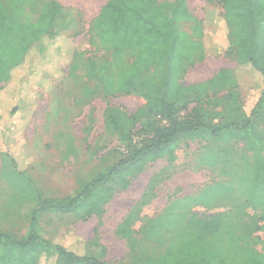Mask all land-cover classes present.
Instances as JSON below:
<instances>
[{
  "label": "trees",
  "instance_id": "16d2710c",
  "mask_svg": "<svg viewBox=\"0 0 264 264\" xmlns=\"http://www.w3.org/2000/svg\"><path fill=\"white\" fill-rule=\"evenodd\" d=\"M29 1L0 0V123L3 128L0 155L9 157L20 174L32 163L30 150L18 140L28 118L25 108L31 92L27 83L16 89L12 81L26 72L28 55L35 48H42L45 57L60 68L58 23L67 26L79 23L75 17L68 22L67 9L56 0L45 1L36 21L26 20ZM176 3L169 7L158 0H109L91 21L89 45L109 56L102 67L105 96L128 95L139 86V78L158 65L161 53L167 62L165 81L157 85L154 78L140 86L138 94L146 106L134 115L129 116L120 107H108L104 111L106 130L120 133V141L127 147L124 157L88 183L76 197L41 200L32 212L31 228L25 238L0 233V264H109L105 247L97 242L90 244L88 253L84 241L80 249L72 250L55 238L42 237L36 226L37 216L72 213L79 220L101 216L114 198V179L127 189L131 179L141 174L148 164L162 158L174 161L178 142L183 137L202 130L213 138H220L231 129L245 132L262 114L264 0H222L221 12L210 6L207 18L196 22L192 35L176 26L190 18L185 0H176ZM216 16L224 20L227 38L217 30L209 31L217 23ZM225 48L236 49L235 71L221 69L212 79L194 85L179 82L187 65L203 62ZM70 56L69 75L73 76L80 68L82 52L75 48ZM259 83L263 85L262 92L248 94L246 103L243 89ZM42 84L44 89L50 86L46 82ZM229 89L232 91L222 111L205 107L206 103L222 101L210 94ZM184 111L188 114L181 116ZM150 116L162 124L154 128L151 138L135 141L132 131L136 122ZM219 117L223 121L216 122ZM260 168L262 180L251 183V188L248 185L250 194L256 188L264 193V162ZM223 186L221 200L230 196L226 190L229 187H225L230 182ZM90 190L96 194L105 192L99 208L90 206L88 199L93 194ZM245 196L229 211L209 217L193 213L186 227L169 240L166 253L148 264H264V250L257 248L261 239L256 235L264 229V202L260 214L248 213L252 195ZM132 218L129 216L124 221L118 230L120 235L133 234ZM101 246L98 253L96 250Z\"/></svg>",
  "mask_w": 264,
  "mask_h": 264
},
{
  "label": "rangeland",
  "instance_id": "374dc122",
  "mask_svg": "<svg viewBox=\"0 0 264 264\" xmlns=\"http://www.w3.org/2000/svg\"><path fill=\"white\" fill-rule=\"evenodd\" d=\"M45 1L30 0L24 19L36 21ZM158 2L169 7L177 4L176 0ZM185 2L190 18L178 22L176 26L191 35L196 22L207 18L210 6H215L219 12L222 10V0ZM80 8L82 5L66 12L68 22L75 17L79 23L74 22L69 26L58 23L60 68H56L45 57L42 48H35L28 55L26 72L12 81V87L16 89L22 83H27L31 92L29 105L25 108L28 118L18 140L31 148L32 163L28 170L20 174L9 157L0 155V233L25 238L31 228L32 212L41 200L76 197L88 183L119 162L127 152V147L120 141V133L106 130L104 111L108 107H120L129 116L134 115L146 106L138 94L140 86L149 79L155 78L157 85L165 81L167 62L165 54L161 53L158 65L145 72L139 78V86L128 95L105 96L102 91V67L109 56L95 51L89 45L91 20L79 14L77 10ZM215 19L217 23L212 24L209 31L217 30L220 36L227 38L224 20L219 16ZM75 48L82 52V58L79 60V70L71 76L70 54ZM237 66L236 49L225 48L203 62L187 65L179 82L183 85L198 84L212 79L221 69L235 71ZM42 82L50 86L46 85L44 89ZM262 89L261 83L243 89L244 101L247 103L248 94L260 95ZM231 91L210 94V97L222 101L204 102L205 107L222 111ZM55 100L66 103L55 104ZM71 101L75 105L69 107ZM48 104L56 106L55 113H51L50 107L46 110ZM46 111L49 112L44 117ZM261 113L249 130L239 132L231 129L223 135L224 139L221 138L224 152L229 155L224 160L222 173L216 171L215 157L206 154L207 148H215L220 140L202 130L178 142L174 161L162 158L148 164L141 174L131 179L127 189H123L114 179V198L105 206L101 216L93 215L79 220L72 213L40 214L36 225L39 234L55 238L72 250L80 249L84 241L88 253L90 244L97 242L105 247V259L109 264H148L150 260L166 253L169 240L186 227L193 213L209 217L229 211L243 199V195L246 198L252 195L248 213L260 214L263 210V190L256 188L252 194L248 191L251 183L262 180L260 167L264 162V104ZM187 114L188 111H184L181 116ZM221 121V117L216 120ZM161 124L151 116L138 120L132 131L134 140L139 142L151 138L154 128ZM2 130L0 123V138ZM125 172L124 179L128 177ZM227 181L230 182V186H225L229 187L226 188L230 193L228 198L217 201L211 195L201 194L210 183ZM91 191L93 194L88 199L90 206L99 208L106 194ZM129 216H133L130 227L133 234L130 237L118 233ZM256 235L261 239L257 248L262 251L264 229ZM102 246L96 250L98 253Z\"/></svg>",
  "mask_w": 264,
  "mask_h": 264
},
{
  "label": "crops",
  "instance_id": "0c3cea01",
  "mask_svg": "<svg viewBox=\"0 0 264 264\" xmlns=\"http://www.w3.org/2000/svg\"><path fill=\"white\" fill-rule=\"evenodd\" d=\"M58 1L63 7H65L67 9V11L74 10L76 9L77 6L82 5V8H80L79 10H77L79 13L82 14V16L86 19L90 18L89 20H93L101 11V9L103 8V6L109 1V0H56ZM76 3H81V4H76ZM77 12V13H78ZM52 103V102H50ZM53 103L55 104H59V105H63L64 102L63 100H55L53 101ZM71 105H75L74 101H71V104H69L68 106L71 107ZM48 107H50V111L51 113H55V105L54 104H48L46 107V110L48 109ZM51 107H53L51 109ZM54 111V112H52ZM47 113L44 114V117H47V114L49 111H46ZM71 113L73 114V111H71ZM45 124H47L45 122ZM43 125V123H42ZM224 139V137H220L219 138V144L218 146L215 145V148H207L206 150V154L210 155L212 158L215 157L216 161H217V167H216V171H220L221 173L224 171V160L228 159V154L224 152V144L222 139ZM25 145V143H24ZM27 147V146H26ZM29 150H31V148L27 147ZM219 180V179H216ZM227 182H212L209 184L208 187H206V189H204L203 191H201V194L203 195H211L212 198L214 200H221L222 198V191L223 189H221V187H224L223 185H227Z\"/></svg>",
  "mask_w": 264,
  "mask_h": 264
}]
</instances>
